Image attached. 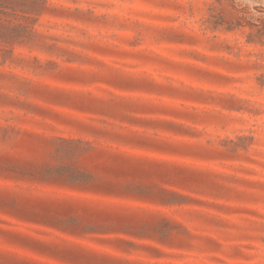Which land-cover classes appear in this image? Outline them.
Returning <instances> with one entry per match:
<instances>
[{
  "label": "rangeland",
  "instance_id": "rangeland-1",
  "mask_svg": "<svg viewBox=\"0 0 264 264\" xmlns=\"http://www.w3.org/2000/svg\"><path fill=\"white\" fill-rule=\"evenodd\" d=\"M0 264H264V0H0Z\"/></svg>",
  "mask_w": 264,
  "mask_h": 264
}]
</instances>
